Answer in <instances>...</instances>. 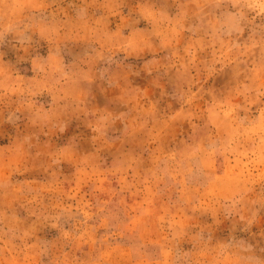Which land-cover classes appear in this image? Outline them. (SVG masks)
I'll list each match as a JSON object with an SVG mask.
<instances>
[{
  "label": "clouds",
  "instance_id": "clouds-1",
  "mask_svg": "<svg viewBox=\"0 0 264 264\" xmlns=\"http://www.w3.org/2000/svg\"><path fill=\"white\" fill-rule=\"evenodd\" d=\"M0 264H264V0H0Z\"/></svg>",
  "mask_w": 264,
  "mask_h": 264
}]
</instances>
